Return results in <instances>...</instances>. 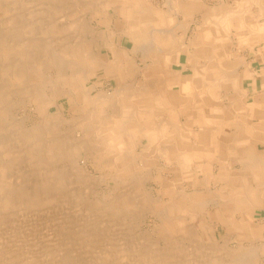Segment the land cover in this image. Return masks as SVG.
<instances>
[{
  "label": "rangeland",
  "instance_id": "rangeland-1",
  "mask_svg": "<svg viewBox=\"0 0 264 264\" xmlns=\"http://www.w3.org/2000/svg\"><path fill=\"white\" fill-rule=\"evenodd\" d=\"M72 1L0 0V264H234L238 257L264 264L262 207L251 203L255 212L235 210L231 218L225 215L224 225L214 214L233 204L237 194L227 196L230 189L213 187L207 197L211 189L195 198L178 193L175 199L164 190L160 172L152 169L157 158L149 165L136 159L147 142L131 150L125 132L123 148L119 140L95 133L104 135L102 124L113 110H94V97L99 91L111 93L117 83L97 69L85 82L88 88L96 86L84 102L63 81L72 70L63 72L57 65L69 59L66 45L75 43L80 28ZM207 1L210 7L220 2ZM202 17H195L188 40L209 21ZM86 21L84 35L92 39L93 26ZM59 23L73 27L65 32L56 27ZM231 36H224L226 42ZM102 46L99 54L108 58ZM85 62L73 67L85 69ZM34 71L40 72L36 81L27 75ZM21 72L26 75L15 76ZM71 93L75 98L68 100ZM119 152L125 165L114 161ZM166 173L173 180L175 172ZM243 218L244 227L237 222Z\"/></svg>",
  "mask_w": 264,
  "mask_h": 264
},
{
  "label": "crops",
  "instance_id": "crops-1",
  "mask_svg": "<svg viewBox=\"0 0 264 264\" xmlns=\"http://www.w3.org/2000/svg\"><path fill=\"white\" fill-rule=\"evenodd\" d=\"M92 1L95 0H73L70 10L77 18H80L81 11V17L89 19L92 26L99 30L101 39L98 40L97 55L102 61L87 70L77 69L71 64L70 76L75 77L77 72L79 82L63 81L72 86L78 100L86 102L91 97L87 94L89 89H93L96 83L88 88L85 82L97 75V69H104L108 77L116 80L117 88L111 93L99 91L94 97V110H113L107 118L112 121L102 124L104 135L95 132L100 135L98 137L119 140L123 148L125 144L121 142V133L125 132L129 136L128 149L131 150L136 149L140 141L147 142L136 159H140L143 165L140 156L144 153L156 157V168L153 170L164 175V179H160L165 181L164 190L169 184L173 196L177 192L179 195L186 194L187 198H195L211 188L212 192L205 193L207 197L214 192L213 187L219 188V192L225 188L230 189L225 191L227 196L232 198L237 193L235 196L238 197L242 191L239 194L250 204L255 203L264 210L261 191L264 190V0H245V6H248L245 12H236L220 25L221 28L224 25L227 27L224 28L228 32L227 37L232 35L231 43L226 42V37L218 30L213 37L207 36L210 30L206 29L189 40L188 35L193 23H197V15H202L204 19L210 15L220 20L237 10V2L242 0H220L214 7H210L207 0H101L105 4L97 8ZM155 31L163 37H155ZM103 44L109 52L108 58L99 54ZM127 44L134 48H127ZM181 72L185 75L196 72L197 75L194 74L191 79L195 84L193 95L183 93ZM124 84L130 87L125 88ZM71 94L66 96L68 100L72 96L75 98ZM208 95L215 99V105L204 101ZM196 96L204 98H200L199 107ZM74 105L75 102L71 108ZM128 109H133V112L128 113ZM216 110L229 112L231 117L219 118ZM212 111H216L215 117L205 120L206 112L211 115ZM122 115L126 120H121ZM212 126L216 129L214 136L206 130ZM106 132H109L108 136H105ZM157 142L161 143L156 145ZM181 153L190 155L191 160L186 163L178 161L177 156ZM162 159L166 160V165L158 162ZM114 161L120 166L125 163L124 155L119 152ZM209 167L210 179L204 175ZM185 170L191 173L187 179L184 177ZM171 171L175 172L173 180L165 174ZM243 171H247L248 175L237 178L238 173ZM225 173L235 177L232 181H223L219 175ZM172 182L179 188L178 191ZM188 187L191 188L189 192Z\"/></svg>",
  "mask_w": 264,
  "mask_h": 264
},
{
  "label": "bare ground",
  "instance_id": "bare-ground-1",
  "mask_svg": "<svg viewBox=\"0 0 264 264\" xmlns=\"http://www.w3.org/2000/svg\"><path fill=\"white\" fill-rule=\"evenodd\" d=\"M86 2V1H85ZM63 3V2H62ZM64 3H68V2H64ZM92 4H94L93 2H91ZM99 2H97V4H98ZM136 3H138V2H136ZM195 3V2H194ZM193 3V4H194ZM238 3V5H237V10H233V13L231 14V15H229V16H226L225 18H222V19H220V20H217V18L216 17H213V16H208L209 17V21L200 29V31H203V30H210V32L209 33H207V36H209V37H213L216 33H215V30H218V31H222V32H220V34H223L224 36H226V35H228L227 34V32H226V30H224V28H227L224 24L226 23L225 21H227V20H229L230 18H231V16H233V15H236L238 12H242V13H244L245 12V7H248V6H245V0H242V1H240V2H237ZM96 4V5H97ZM105 3H103V1L102 2H100L98 5L99 6H101L102 7V5H104ZM252 4V3H251ZM138 5V4H137ZM124 8V7H123ZM250 8V7H249ZM105 9V8H104ZM210 9V8H209ZM1 10V9H0ZM2 11V10H1ZM152 11V10H151ZM176 11V10H175ZM247 11V10H246ZM207 12V11H206ZM209 12H210V10H209ZM214 12V11H213ZM237 12V13H236ZM34 15V14H33ZM72 15V14H71ZM133 15V14H132ZM194 15V14H193ZM217 15V14H216ZM86 16V15H85ZM211 17V18H210ZM191 19H193V18H191ZM85 20H86V18H85ZM61 21V20H60ZM79 21H80V28H79V30H78V33H76L75 34V43H70L69 45H66V46H68V50H66V53L65 54H67L66 56H68L69 57V59L68 58H65V59H68L66 62H63V63H58V65H57V67L59 66V67H61V69H62V71L63 72H65V71H68L67 69H69L70 67H71V64L73 65V64H76L78 61H82V60H85L86 62V65H85V70H87V68H90V67H92L93 65H95V64H97V62L98 61H102L100 58H99V56L97 55V50H98V39H99V37H97V38H95V35H94V33L96 34V33H98L99 32V30H97V28L96 29H93V27L91 28V33H93V36H92V39H87L86 38V36L84 35V33L86 32V23H88L87 21H84V18H79ZM131 21H132V19H131ZM71 23V22H70ZM73 24L75 23L74 21L72 22ZM176 23V22H175ZM190 23V22H189ZM222 23H224L223 25H224V28H221V24ZM73 24L71 25H65V24H63V23H59V25H57L56 27H58V28H63L64 29V31L65 32H69L71 29H72V27H73ZM183 24V23H182ZM112 25V24H111ZM148 25H151V24H148ZM229 25V23L227 24V26ZM175 26V25H174ZM168 27V26H167ZM248 27V26H247ZM123 28V27H122ZM99 29V28H98ZM169 29H171V27L169 28ZM51 30V29H50ZM95 30H97V31H95ZM161 30V29H160ZM46 31V30H45ZM93 31V32H92ZM183 31V30H182ZM42 32V31H41ZM41 32H39V33H41ZM38 33V34H39ZM45 33V32H44ZM28 34V33H27ZM153 34H154V36L155 37H158V35H159V33L158 34H156V31L155 32H153ZM222 35V36H223ZM5 36H7V35H5ZM45 36H47V32H46V34H45ZM160 36V38H162L163 37V34H160L159 35ZM23 37V36H22ZM62 37V36H61ZM65 37V36H64ZM73 37H74V34H73ZM26 38V37H25ZM49 38H51L50 37V35H49ZM59 38V37H58ZM147 38V37H146ZM112 39V38H111ZM182 40V39H181ZM5 43H6V41H4ZM22 42H24V40L22 41ZM170 42V41H169ZM172 42V41H171ZM91 44V45H90ZM24 44H20V46H23ZM104 45V44H103ZM120 45V44H119ZM135 45V44H134ZM161 45H162V43H161ZM89 46H91V48L89 47ZM110 47V46H109ZM139 47V46H138ZM163 47V46H162ZM114 48V47H113ZM124 48V47H123ZM126 48V47H125ZM141 48V47H140ZM158 48V47H157ZM156 48V49H157ZM109 49V48H108ZM52 50V49H51ZM148 50V49H147ZM161 50V49H160ZM56 51V50H55ZM115 51H116V49H115ZM163 51V50H162ZM25 52H26V50H25ZM33 52V51H32ZM54 52V51H53ZM59 52V51H58ZM164 52V51H163ZM166 52V51H165ZM175 52V51H174ZM35 53H36V51H35ZM61 53V52H60ZM150 53V52H149ZM48 54V53H47ZM151 54H152V52H151ZM55 55V54H54ZM59 55V54H58ZM116 55V54H115ZM150 55V54H149ZM131 56V55H130ZM136 56V55H135ZM63 57V55H61V58ZM114 57V56H113ZM117 57V56H116ZM153 57H155V56H153ZM176 57H177V55H176ZM115 58V57H114ZM105 62V61H104ZM121 62V61H120ZM110 63V62H109ZM27 63H25V65H26ZM62 64V65H61ZM65 68H64V67ZM82 66V65H81ZM116 66V65H115ZM155 66V65H154ZM153 66V67H154ZM109 67V66H108ZM108 67H106V68H108ZM99 68V67H98ZM60 69V70H61ZM94 69V68H93ZM34 70V69H33ZM37 70V69H36ZM28 71V70H27ZM38 71V70H37ZM120 72V71H119ZM22 73V72H21ZM39 73L40 72H36V71H34V72H29V73H27V75L28 76H32L33 77V80H35V79H37L38 78V75H39ZM157 73V72H156ZM15 74V73H14ZM13 74V75H14ZM197 75L196 74V72H192L191 74H184L183 72H181V88H182V90H183V93L184 94H191V95H193L195 92V84H193V82H192V77H193V75ZM26 74L25 73H22V75H17V74H15V76H21V77H24ZM75 75V74H74ZM140 76V75H139ZM248 76V75H247ZM76 77V78H75ZM75 77H72V76H68V78H67V80L66 81H75V82H77V84H78V82L79 81H77V79L79 78L78 77V73L76 72V76ZM90 77V76H89ZM238 77V76H237ZM246 77V76H245ZM170 78V77H169ZM176 78V77H175ZM226 78V77H225ZM166 79V78H165ZM36 81V80H35ZM197 81V80H196ZM225 81V80H224ZM83 82V81H82ZM145 83V82H144ZM239 83V82H238ZM84 84V83H83ZM126 84V83H125ZM124 84V85H125ZM127 84H129V83H127ZM177 84V83H176ZM179 84V83H178ZM37 85V84H36ZM121 85V84H120ZM126 87L125 88H129V87H127L128 85H125ZM132 86V85H131ZM135 86V85H134ZM79 87H80V85H79ZM95 87V86H94ZM83 88V87H82ZM238 88V87H237ZM95 89V88H94ZM122 89V88H121ZM130 89H133V87H131ZM81 89L79 88L78 89V92H79V94L81 95V91H80ZM90 90V89H89ZM140 90V89H139ZM24 91V90H23ZM125 91H127V90H125ZM17 92V91H16ZM144 92V91H143ZM133 93V92H132ZM16 94H18V93H16ZM172 94H174V93H172ZM179 94V93H178ZM133 95V94H132ZM129 96V95H128ZM139 96V95H138ZM188 97V96H187ZM85 98V97H84ZM200 98H203V97H201V96H196V101H197V106L199 107V103L200 102H202V99H200ZM100 99H102V98H100ZM186 99V98H185ZM188 99V98H187ZM204 99V98H203ZM230 99V98H229ZM92 100H93V98H92ZM119 100V99H118ZM150 100V99H149ZM181 100H182V97H181ZM180 100V101H181ZM109 101H110V99H109ZM145 101V100H144ZM189 101V100H188ZM204 101H206V102H209V103H212V104H214L215 105V99L212 97V96H210V95H208L206 98H205V100ZM119 102V101H118ZM147 102V101H146ZM150 102V101H149ZM130 103V102H129ZM132 103V102H131ZM152 103V102H151ZM147 104V103H146ZM188 104V103H187ZM220 104V103H219ZM219 104H218V106H219ZM183 105V104H182ZM99 106V105H98ZM136 106V105H135ZM176 107V106H175ZM189 107V106H188ZM6 108V107H5ZM103 108V107H102ZM131 108V107H130ZM181 108V107H180ZM196 109H199V108H196ZM120 110V109H119ZM118 110V111H119ZM149 110V109H148ZM153 110V109H152ZM176 110H177V108H176ZM137 111V110H136ZM216 111H218V110H216ZM216 111H212L211 112V115L209 114V112L207 113L206 112V115H207V117H206V119L205 120H207L209 117L211 118V117H215V115H216ZM169 112V111H168ZM219 112V114H218V116L217 117H219L220 118V116H221V118H223V119H227V118H230L231 116H230V114H229V112L227 113V112H222V111H218ZM119 113V112H118ZM165 114V113H164ZM170 114V113H169ZM183 114V113H182ZM90 115V114H89ZM131 115V114H130ZM135 116V115H134ZM146 116V115H145ZM130 117V116H129ZM136 117V116H135ZM146 118H147V116H146ZM209 118V119H210ZM119 119V118H118ZM117 119V120H118ZM133 119V118H132ZM149 119V118H148ZM156 119V118H155ZM114 120V119H113ZM139 120V119H138ZM109 121H112V120H109ZM132 121H134V120H132ZM122 122V121H121ZM126 123V122H125ZM124 123V124H125ZM128 123V122H127ZM129 123H131V122H129ZM139 123V122H138ZM241 123V122H240ZM140 124V123H139ZM134 125V124H133ZM221 127V126H220ZM205 128H207V127H205ZM126 130V129H125ZM137 130V129H136ZM147 130V129H146ZM179 130V129H178ZM204 130V129H203ZM207 130V132L209 133L210 132V134H212L213 133V136L215 135V127H211V128H208V129H206ZM142 131V130H141ZM205 132V131H204ZM109 133V132H108ZM120 133V132H119ZM127 133H128V131H127ZM191 133V132H190ZM201 133V132H200ZM111 134V133H110ZM118 134V133H117ZM135 134H136V132H135ZM152 134V133H151ZM103 135V134H102ZM115 135V134H114ZM129 135V134H128ZM100 136V135H99ZM113 136V135H112ZM105 137V136H104ZM111 137V136H110ZM129 137V136H128ZM212 137V136H211ZM107 138V137H106ZM215 138V137H214ZM234 138H236L235 136H234ZM144 139V138H143ZM154 139V138H153ZM206 140V139H205ZM193 141V140H192ZM196 141V140H195ZM206 142V141H205ZM137 143V142H136ZM167 145V144H166ZM156 147V146H155ZM226 148V147H225ZM146 149V148H145ZM144 149V150H145ZM156 153V152H155ZM84 154V153H83ZM154 154V153H153ZM251 154H253L252 152H251ZM129 155V154H128ZM180 156H181V158H180ZM189 156L190 155H185V153H181V155H178L177 156V158H178V161H184L185 163L187 162V161H190L191 160V158H189ZM123 158V157H122ZM140 158L142 159V161H143V164H145L146 162V164L147 165H149V164H151V162L153 161V157L151 156V154L149 155L148 153H144L142 156H140ZM241 158V157H240ZM249 158V157H248ZM151 159V160H150ZM182 159V160H181ZM117 160V159H116ZM238 161V160H237ZM177 163V162H176ZM179 163V162H178ZM237 163V162H236ZM240 163V162H239ZM123 164H125V163H123ZM235 164V163H234ZM244 164V163H243ZM252 164V163H251ZM194 166V165H193ZM251 166H253V165H251ZM152 168V167H151ZM152 169H154V168H152ZM152 171V170H151ZM181 171V170H180ZM186 171V170H185ZM209 171V172H208ZM187 173H184V177L187 179V178H189V176L191 175V173H189V171H186ZM196 173V172H195ZM210 173H211V168L209 167L208 168V170L206 171V174H204L205 176H206V178H209L210 179ZM167 174V173H166ZM250 174V173H249ZM160 175H161V177H158L159 179H164V175L163 174H161L160 173ZM248 175V173H247V171H243V173H242V176L243 177H245V176H247ZM194 177H196V176H194ZM219 177L220 178H222L223 179V181H229V180H231L232 181V179H233V177H235V176H233V175H231L230 177H229V175H227L226 173L225 174H223V175H219ZM149 179V178H148ZM166 181H168V180H166ZM237 184V183H236ZM243 185V184H242ZM186 186V185H185ZM199 186V185H198ZM239 187V186H238ZM241 187V186H240ZM183 188V187H182ZM185 189V188H184ZM208 189H211V188H208ZM254 189V188H253ZM171 190H172V188L170 187V185L168 184L167 185V187H166V192L167 193H171ZM183 190V189H182ZM194 190V189H193ZM196 190V189H195ZM181 191V190H180ZM204 191V190H203ZM262 191V195H264V190H261ZM176 194V193H175ZM237 194V193H236ZM177 195V194H176ZM189 195V194H188ZM175 196V195H174ZM11 197H13V195L11 196ZM213 197H215V195L213 196ZM212 197V198H213ZM219 199V198H218ZM234 199H236V200H232L233 201V204H229V205H227L226 207L225 206H221L217 211H216V213L214 214L215 215V218H217V219H219L224 225H225V220H227V218H226V216L225 215H228L229 217H230V214L232 215L234 212H235V210H240V212H244V211H251V212H255V210H253L254 208L252 207V206H250L249 204H250V202L247 200V198H244V197H235ZM263 199V198H262ZM160 200V199H159ZM187 201V200H186ZM190 201V200H189ZM201 201V200H200ZM188 203V202H187ZM204 203V202H203ZM202 204V203H201ZM3 205H5V204H3ZM169 205H171V204H169ZM4 208V207H3ZM209 209V208H208ZM165 214V213H164ZM249 215V214H248ZM241 216V215H240ZM214 218V217H213ZM231 218V217H230ZM208 220V219H207ZM218 220V221H219ZM206 221V220H205ZM246 220H245V218H243L242 220H240V221H237L238 222V224H239V226H242V227H244V223L243 222H245ZM251 223L253 224V222L251 221ZM250 223V224H251ZM251 224V225H252ZM235 226H236V224H235ZM253 226V225H252ZM259 227H261V225H258ZM245 227H248V229H251V226H248V224L245 226ZM259 227H255L254 226V229L255 228H259ZM190 230H191V228H190ZM242 245V244H241ZM142 257V256H141ZM235 257V256H234ZM259 257V256H258ZM237 257H235V259H236ZM246 258V257H245ZM254 258V257H253ZM235 261V263L234 264H252L249 260H246V259H243V258H237L236 260H234ZM65 263V262H64Z\"/></svg>",
  "mask_w": 264,
  "mask_h": 264
}]
</instances>
